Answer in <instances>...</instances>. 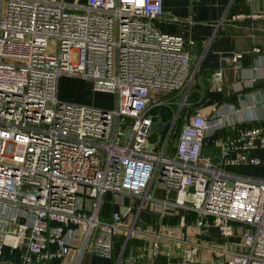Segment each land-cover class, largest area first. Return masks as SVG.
<instances>
[{"label":"built area","instance_id":"1","mask_svg":"<svg viewBox=\"0 0 264 264\" xmlns=\"http://www.w3.org/2000/svg\"><path fill=\"white\" fill-rule=\"evenodd\" d=\"M163 15L164 0H0L1 263L60 264L73 252L76 264L86 253L115 258L124 232L121 260L140 211L173 206L224 237L243 226L241 250L212 252L229 255L226 264H264V177L229 169L261 163L250 151L264 148V120L251 112L249 93L239 104L190 113L200 70L192 67L194 37L161 31L155 21ZM244 19L264 13L230 17ZM253 52L264 57V47ZM243 56L225 59L238 68ZM252 72L251 87L264 79V63ZM62 76L114 94L115 106L62 100ZM211 81L222 92L223 69ZM159 117L161 135L152 130ZM232 127L239 130L220 146L219 161L204 156L205 137ZM158 189L175 191L174 200H159ZM107 193L133 201L104 219ZM177 239L182 264L196 258L201 245L185 230Z\"/></svg>","mask_w":264,"mask_h":264},{"label":"crops","instance_id":"2","mask_svg":"<svg viewBox=\"0 0 264 264\" xmlns=\"http://www.w3.org/2000/svg\"><path fill=\"white\" fill-rule=\"evenodd\" d=\"M254 13H264V0H164V15L155 21L156 26L163 32L182 34L186 38L194 37L191 47L192 67H199L200 70L194 82L192 106L188 109L190 113H209L212 105L218 101L239 104V98H245V93H249V103L253 106L251 112L260 117L253 94L261 92L257 98L264 99V79L251 87L249 78L253 74V66L264 63V57L253 52L256 46L264 47V20H230L234 15ZM236 52L244 55L238 68L225 59ZM217 69H223L225 73L222 92L212 88L211 76ZM240 87L239 93L236 88ZM227 108L230 105L227 104ZM238 130L239 127H232L206 136L203 155L219 161L220 146ZM250 155L260 158L261 163H243L229 169L244 176L264 177V148L251 150ZM175 195V191H156L159 200L173 201ZM132 201L128 195L107 193L102 204V218L108 219L113 211L123 210ZM197 217L195 212L173 206L165 212L145 206L136 223L139 232L130 235L121 260H118L117 255L122 251L125 242L124 232L116 235L115 258L86 253L79 264H182L183 245L177 239L181 230L187 232L190 240L201 245L196 258L186 264H226L230 256H217L211 247L225 245L230 251L241 250L244 227L234 224V234L224 237L215 227L197 226ZM181 223H185V227H181ZM157 233L162 234L163 238L156 239ZM156 243L159 251L154 253ZM60 264H76L75 252Z\"/></svg>","mask_w":264,"mask_h":264},{"label":"rangeland","instance_id":"3","mask_svg":"<svg viewBox=\"0 0 264 264\" xmlns=\"http://www.w3.org/2000/svg\"><path fill=\"white\" fill-rule=\"evenodd\" d=\"M59 87L60 97L64 99V101L77 104L95 105L98 107L101 106L105 108L115 106L114 94L93 91L90 83L81 77L62 76ZM177 131H179L178 127L176 132ZM6 260L11 261L12 257H6Z\"/></svg>","mask_w":264,"mask_h":264},{"label":"water","instance_id":"4","mask_svg":"<svg viewBox=\"0 0 264 264\" xmlns=\"http://www.w3.org/2000/svg\"><path fill=\"white\" fill-rule=\"evenodd\" d=\"M259 94L261 95V92H255L253 94V97L256 101V104L258 105V110L260 112V118L264 120V99L262 97L258 99L257 96ZM165 127H166V123H163L159 117V121L153 123V126H152L153 133H157L158 135H161ZM149 148H151V146H149ZM0 264H4V263L0 262Z\"/></svg>","mask_w":264,"mask_h":264},{"label":"trees","instance_id":"5","mask_svg":"<svg viewBox=\"0 0 264 264\" xmlns=\"http://www.w3.org/2000/svg\"><path fill=\"white\" fill-rule=\"evenodd\" d=\"M183 116H184V112L183 114H181L180 119L178 120V129H180L182 123H183ZM178 135V133H176V136ZM7 254V251L5 252Z\"/></svg>","mask_w":264,"mask_h":264}]
</instances>
